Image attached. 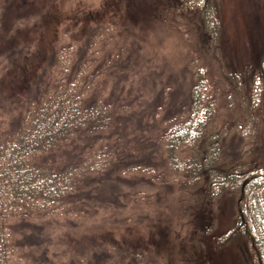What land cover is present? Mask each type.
Instances as JSON below:
<instances>
[{"label": "rangeland", "instance_id": "obj_1", "mask_svg": "<svg viewBox=\"0 0 264 264\" xmlns=\"http://www.w3.org/2000/svg\"><path fill=\"white\" fill-rule=\"evenodd\" d=\"M4 1L0 3L4 11L0 115L8 118L10 112H20L22 105L36 100L43 91L53 47L61 33H68L77 45L86 47L94 30L112 25L117 36L105 47V55L122 44L135 43V38H145V48L140 55L137 52L136 60L129 67L128 62L123 65L125 73L100 82L85 102L86 106L96 101L131 106L116 122L120 126L117 130L124 123L136 133L130 138L136 148L122 164L90 178L81 193L69 198L85 210V221L12 225L10 228L21 238L22 258L32 264H186L191 259L198 264H255L246 241L217 243L234 224L231 196L223 195L213 207L198 199L189 221H184L169 186H156L134 174L118 175L120 170L134 166L161 173L164 159L159 136L164 132L163 123L188 103L191 63L200 54L182 51L184 47L177 40L180 33L175 29L176 5L164 0ZM220 3L225 72L212 51L203 48L202 53L213 76H218L215 80L222 88L220 92L230 99L226 104L230 106L220 109L223 117L237 109L240 85L236 81L246 83L248 67H258L264 60V0ZM22 21L25 24L15 28ZM234 139L224 142L227 153ZM90 145L91 141H77L61 152L42 157L40 163L64 168L81 159ZM258 145L256 156L264 151ZM211 226L214 228L208 231Z\"/></svg>", "mask_w": 264, "mask_h": 264}, {"label": "trees", "instance_id": "obj_2", "mask_svg": "<svg viewBox=\"0 0 264 264\" xmlns=\"http://www.w3.org/2000/svg\"><path fill=\"white\" fill-rule=\"evenodd\" d=\"M164 1L176 5L175 29L180 33L177 40L184 47L182 51L200 54L191 63L189 100L163 123L164 132L159 136L164 159L161 173L134 166L120 170L118 175L134 174L156 186H169L184 221H189L198 199L213 207L223 195L231 196L234 224L217 243L221 246L244 240L255 264H264V151L255 155L256 145L264 147V60L258 67H248L246 83L236 81L240 85L237 109L222 117L220 109L229 107L226 104L230 99L220 92L218 76H213L202 53L203 48L212 51L225 72L220 0ZM165 2L161 3V12ZM3 16L0 5V35ZM18 24L15 28L25 22ZM114 30L112 25L94 30L86 47L77 45L68 33H61L41 94L22 105L20 112H10V118L0 115V264H32L22 258L21 238L10 228L12 225L85 221V210L69 198L81 193L90 178L122 164L136 148L130 139L136 133L124 123L117 130L120 126L116 122V118L129 113L131 106L125 102L85 104L100 82L124 74L123 65L128 62L129 67L137 52L140 55L145 48V38L138 37L135 43L122 44L105 55V47L117 36ZM3 73L0 61V78ZM232 137L235 139L227 153L223 145ZM77 141H91L77 162L60 169L40 163L42 157L61 152ZM186 264L198 263L191 259Z\"/></svg>", "mask_w": 264, "mask_h": 264}]
</instances>
